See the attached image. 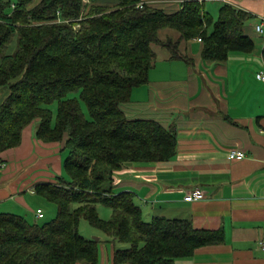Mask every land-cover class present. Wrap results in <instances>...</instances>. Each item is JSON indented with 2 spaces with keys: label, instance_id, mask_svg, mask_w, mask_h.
Returning <instances> with one entry per match:
<instances>
[{
  "label": "trees",
  "instance_id": "1",
  "mask_svg": "<svg viewBox=\"0 0 264 264\" xmlns=\"http://www.w3.org/2000/svg\"><path fill=\"white\" fill-rule=\"evenodd\" d=\"M32 1L0 0V87L8 90L0 104V153L17 147L22 131L38 120L36 138L63 145L66 177L34 187L56 206L51 221L38 225L0 213V264H99L98 241L79 234L81 219L129 246L114 250L112 264H174L220 244L222 230L159 216L144 221L131 192H114L113 177L127 163L166 162L176 153L172 129L128 119L122 110L132 90L148 82L152 44L180 58L177 42H161L158 30L175 29L184 41L199 38L202 58L219 62L253 50L242 32L248 15L225 4L213 21L193 0L171 14L153 0H40L31 7ZM14 34L15 53L3 55ZM74 90L78 99L64 98ZM54 101L52 124L46 106ZM99 204L111 209L108 220L99 218Z\"/></svg>",
  "mask_w": 264,
  "mask_h": 264
},
{
  "label": "crops",
  "instance_id": "2",
  "mask_svg": "<svg viewBox=\"0 0 264 264\" xmlns=\"http://www.w3.org/2000/svg\"><path fill=\"white\" fill-rule=\"evenodd\" d=\"M184 1L191 0L151 4L171 14ZM193 1L213 21L225 4L245 12L248 20L242 32L254 48L211 62L202 58L197 39L184 41L175 29L158 30L161 42H177L180 58H173L167 47L152 44L148 82L132 90L122 110L128 119L154 120L172 129L176 153L166 162L123 165L114 174V192H131L143 219L188 220L195 229L222 230L220 244L200 247L174 264H264L258 243L264 236V82L256 79L264 72V33L255 30L264 18V0ZM7 95V90L0 94V104ZM36 128L30 124L17 147L0 153V213L32 224L55 216L56 207L34 187L56 183L63 174L65 153L62 143L37 139ZM231 151L245 157L230 160ZM194 189H200L204 198L184 201ZM37 212L43 217L37 218ZM112 255L109 260L103 254L105 264Z\"/></svg>",
  "mask_w": 264,
  "mask_h": 264
},
{
  "label": "rangeland",
  "instance_id": "3",
  "mask_svg": "<svg viewBox=\"0 0 264 264\" xmlns=\"http://www.w3.org/2000/svg\"><path fill=\"white\" fill-rule=\"evenodd\" d=\"M39 2H40V0H33L32 3L30 4V6L33 7V6L37 5ZM215 20H216V18H214V21ZM210 30H211V28L209 29V31ZM197 39H199V38H197ZM17 40H18L17 34L12 35V38H11L10 42L6 45V47L4 48L2 54L3 55H12V54H14L16 49H17ZM6 90H7L6 87H0V94L4 93ZM78 97H79V91L78 90H74L72 92H69V93H67L64 96L65 99H73V98L78 99ZM46 107L52 113V124H53L54 123V119H55V115H56V110H57V102L54 101L53 103L49 104ZM80 107H81L82 113L85 115V117L89 118V116L87 114L86 107H85V105L82 102L80 103ZM31 126L37 127L38 126V120H36L33 123H31ZM45 143H47V142H45ZM63 156H64V159H65L66 153H64ZM62 176L66 177L64 171H63ZM97 211H98L99 218L102 219V220H108L110 218V216H111V209L109 207H107V206L99 204L97 206ZM56 214H57V209H56L55 216H56ZM55 216H53V217H51L49 219L47 217H45L44 219L39 221L38 225H42L43 223L51 221L52 219H54ZM144 220L146 222L150 221L147 218L144 219ZM78 232L85 239H93L95 241L98 239V243H97L98 261H100V263H101V259H102V261H103L102 264H105V262H106V260L103 258V254L108 256V258L110 260V257L112 255L111 253H113L114 250L126 249V248L129 247L127 244H123V243H119V242H112V240L103 231H101L98 228H95V227L91 226L85 219H81L80 220V223H79V226H78ZM108 264H112V261H109Z\"/></svg>",
  "mask_w": 264,
  "mask_h": 264
},
{
  "label": "built area",
  "instance_id": "4",
  "mask_svg": "<svg viewBox=\"0 0 264 264\" xmlns=\"http://www.w3.org/2000/svg\"><path fill=\"white\" fill-rule=\"evenodd\" d=\"M59 22V21H57ZM264 26V18H262V22L258 25L255 26V30L257 33L262 34L264 32L263 29ZM199 42L201 41L200 39H197ZM256 79L264 82V72H260L256 74ZM245 157V154L240 151H231L229 152L228 158L230 160H240ZM204 198V194L200 189H194L190 192H188L185 197L184 201L186 202H193V201H198L202 200ZM43 214L41 212H37V218H42ZM259 246L261 250L264 252V236L259 239Z\"/></svg>",
  "mask_w": 264,
  "mask_h": 264
},
{
  "label": "water",
  "instance_id": "5",
  "mask_svg": "<svg viewBox=\"0 0 264 264\" xmlns=\"http://www.w3.org/2000/svg\"><path fill=\"white\" fill-rule=\"evenodd\" d=\"M96 241H98V239Z\"/></svg>",
  "mask_w": 264,
  "mask_h": 264
}]
</instances>
